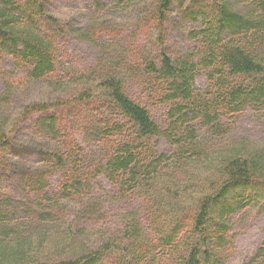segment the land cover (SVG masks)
<instances>
[{"label":"trees","instance_id":"1","mask_svg":"<svg viewBox=\"0 0 264 264\" xmlns=\"http://www.w3.org/2000/svg\"><path fill=\"white\" fill-rule=\"evenodd\" d=\"M172 3L92 0L72 25L43 0H0V60L25 71L0 94V169L19 158L20 123L40 116L39 166L19 196L0 192V264H218L231 217L264 206V149L224 138L229 116L264 120V0ZM176 13L193 47L171 51ZM71 39L91 65L70 61ZM23 87L47 94L13 120ZM149 102L167 109L164 126ZM244 264H264V241Z\"/></svg>","mask_w":264,"mask_h":264},{"label":"rangeland","instance_id":"2","mask_svg":"<svg viewBox=\"0 0 264 264\" xmlns=\"http://www.w3.org/2000/svg\"><path fill=\"white\" fill-rule=\"evenodd\" d=\"M43 1L47 4V9L51 15L66 18L70 17L72 19V25H74L73 19L78 25H86L88 23L87 19H91L89 13L85 11V8L92 3V0ZM101 1L107 2L108 0ZM176 7H178V0H173L172 9L175 10L174 8ZM177 14L178 13L173 15V21L169 23V33L167 34L170 36L168 39V49L171 51L183 50L186 45L193 47V44L188 40L186 34L187 29L190 27L188 23L189 19L184 21V19H182L184 17L181 15L178 17ZM200 25L201 24H199L197 28H199ZM128 27V25H125V29H128ZM66 49L70 54V61H73L76 67L83 68L94 62L95 52L85 43L77 39L67 40ZM24 74L25 71L19 68L12 58L3 56L2 60H0V94L3 92L6 84H17L19 80L23 79ZM205 83L203 77L199 78L197 81L198 88L203 89ZM18 92L19 93H17L16 97L12 100L8 110L9 114L12 113L14 115L12 118L13 120L21 115L25 105L31 102L42 101L44 100L45 94H47L44 89L32 90L28 87L20 88ZM132 94H140L142 102H145L143 94L138 93L137 89H134ZM148 105L150 106L149 110L152 117L159 124L164 126L167 109L154 102H149ZM39 117L38 115H34L26 119L21 122L16 129L12 137V144L13 147H21L23 150L20 148L19 158L15 159V161H11L14 166L6 165V169H0V192H5V189L8 188L7 190L10 194L19 196L26 183L24 181L25 174H28L27 171L32 166L35 168L39 166V153L31 149L33 148L31 139L38 134L37 121ZM230 118L232 117L229 116L226 118V121H224L226 123L229 120V124L224 126V128L227 127L228 131V134H225L224 138L234 137L237 138V140H246L250 146L264 149V120H259L253 113L240 116L237 123H235L236 121L234 119ZM228 125L233 126V129H230ZM159 143L160 150H165V143L163 141ZM219 147L226 148V144L219 145ZM149 149L152 150V147H149ZM57 180V178H54L53 182H57ZM233 192L234 195L232 197L237 198L243 194L246 195L249 190L234 189ZM115 208L119 209L118 207ZM108 213L109 216L107 221L111 223L109 227L113 228L117 225V217L120 212L109 209L107 214ZM231 219L233 226L227 236L224 237L225 247L222 249L220 248V251L214 252L219 262L218 264H244V262L253 256L264 241V206L258 211L254 210L246 214L242 212L235 213ZM158 252H160L159 249ZM163 261L164 259H161V262Z\"/></svg>","mask_w":264,"mask_h":264}]
</instances>
